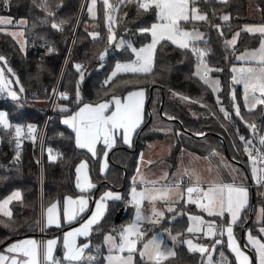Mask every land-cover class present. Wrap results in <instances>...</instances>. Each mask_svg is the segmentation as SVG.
I'll use <instances>...</instances> for the list:
<instances>
[{"label":"trees","instance_id":"obj_1","mask_svg":"<svg viewBox=\"0 0 264 264\" xmlns=\"http://www.w3.org/2000/svg\"><path fill=\"white\" fill-rule=\"evenodd\" d=\"M39 2L40 0H35V3L33 0H10V7H4L0 3V16H8L14 21L20 19L28 21L27 27L24 28L25 52L20 51V47L10 35L0 31V55L6 57L8 67H11L15 77L19 78V86L22 85L25 89L23 93H20L18 102L0 97V111L7 112L8 120L12 125H23L30 122L37 127L41 126L46 108L38 103L47 99L55 84L67 48L68 32L73 26L81 0H48L51 10L56 13V20L67 21L63 25V32L52 29L50 24L39 22L45 16L44 12L36 6ZM197 3L201 11L207 13L212 24L196 23L197 29L205 34L203 42L196 45L208 52L204 59L210 67L222 69V71L210 73L220 82L218 94L214 95L208 86L196 78L194 75L196 58L190 52L177 49L168 42L160 43L155 50L152 71L147 75L140 74L138 79L141 82L138 85H120L114 88L117 95H126L129 90H145L147 106L144 122L135 134L132 147L126 148L117 144L110 154V165L103 176L99 171L100 161L94 159L89 153L77 149L73 133L61 124V118L70 113H62L56 106L47 130L46 146L55 152L57 160L55 162L45 161L44 164L43 210H46L56 200L62 202L67 195L72 197L80 195L75 187V168L81 161H86L88 164V172L95 185L90 193L93 197L97 199L104 191L113 190L119 191L124 198L130 187V179L135 172L139 153L147 144L166 138L174 142L170 155L174 164L181 150L201 157L209 156L215 152L223 154L230 162H236L241 171L248 173L247 156L243 151L244 145L241 144L236 132L238 130L239 134L245 137L249 133L245 123L235 115L230 95L232 89L234 88L236 91V102L241 107L244 121L255 123L257 129H264V108L259 107L253 112L245 110L241 99V89L231 83V67L236 64L235 58L238 54L255 49L258 45V37L250 35L242 29L244 25L248 24H264V0H228L226 4H222L218 0H197ZM110 4L118 9L116 12L110 10V15L113 17L111 27L115 33L113 44L106 43L108 25L105 21L104 7L101 4L98 5L95 19L90 18L85 10L61 86L62 91L68 92L70 99L68 101L59 100L57 105H67L72 111L78 109V105L72 103L79 81V73L74 67L76 63L83 65L84 80L80 83L83 102L103 101L108 97L104 96L102 85L110 75L113 65L118 61H131L134 57L128 45L138 49L149 43V34H141L139 28L150 27L151 23L155 22L154 15L152 13L137 15L135 3L125 4L121 3V0H110ZM251 5L257 10L255 20L249 19ZM223 15H229L230 20L222 21L220 17ZM34 23L35 28H33ZM214 25H220L224 37L219 35ZM185 27L187 30H191L193 25L188 24ZM236 31H240L241 34L235 47L226 48L224 39H231ZM89 32H98L99 38L93 41L88 35ZM121 40H124L125 44L120 49H116L115 45ZM32 42L45 43L47 48L51 47L54 51L48 53L40 49L30 50L28 46ZM106 47L108 56L103 63H100L98 54ZM101 64H103L102 67ZM5 70L7 71V68ZM9 74L12 75V73ZM135 78L132 74H121L113 81V85L120 84L122 80ZM113 85H109V88H112ZM151 88H153L152 92H150ZM173 92L178 95L173 96ZM181 95L190 97V100H181L179 98ZM218 97L221 105L216 103ZM202 103L206 107H201ZM220 106L230 112V120L224 119L223 114L219 111ZM165 113L176 117V119L168 120ZM176 131L181 132L182 135L176 136L174 134ZM194 133H204L205 135L199 136ZM15 154V142L10 131H5L0 127V200L14 191H20L22 194V200L10 205L11 219L0 214V251L14 242L26 238H36L38 231L36 221H38L39 215V187L37 168L30 145H26L20 151V159L14 162ZM235 159L241 161H235ZM239 173L242 175L241 172ZM254 193L251 204L243 212L241 220L234 229L237 237L243 233V227L245 230L251 229L253 234L258 235L257 225L252 224L250 217H252V209L257 203L261 209H264V196L258 200L256 199L258 192L254 191ZM175 207L176 213L171 223L169 217H173V213L160 224L146 225L143 228V231L149 230L146 238L165 229L170 230L173 235L182 233L178 237V240L181 241L190 237L186 231L188 227L186 215L194 213L195 208L184 205L182 202ZM120 209H123V217L119 222H116L115 216ZM131 215L132 208L123 205L120 201L108 204L103 219L93 228L87 239L92 246L100 247L99 257L90 264H103L105 254L103 236L113 229L116 230L114 232L116 234L121 226L130 223ZM82 220L80 218L64 228L69 229L80 224ZM262 223H264V218H262L261 226ZM49 231H46V237H48ZM51 232L57 234L58 230ZM224 245L223 243V254L230 259L229 264H235L234 258ZM175 252L176 256L165 261L164 264H203L201 257L189 253L184 245L179 244L175 248Z\"/></svg>","mask_w":264,"mask_h":264},{"label":"snow or ice","instance_id":"obj_2","mask_svg":"<svg viewBox=\"0 0 264 264\" xmlns=\"http://www.w3.org/2000/svg\"><path fill=\"white\" fill-rule=\"evenodd\" d=\"M35 3V0H33ZM220 3L226 4L228 0H219ZM0 3L4 7H10V0H0ZM121 3L131 4L135 3L137 8V15H143L152 13L155 17V22L151 23L150 27H140L141 34L147 33L151 36V43L145 47L137 50L128 45L131 51L136 57L134 62L121 63L116 62L114 70L106 78L102 85L104 89V96L108 99L93 103H85L81 97L80 83L84 80V72L82 71L83 65L76 63L74 65L75 70L79 73V81L76 85L75 97L72 103L78 105V109L72 111L67 105H57L60 112L70 113L64 119L62 124L66 125L75 134V147L77 149H86L88 153H91L93 158L98 155L97 146L103 145L100 152L104 158V161L99 169L100 174L103 176L106 174L108 168L107 157L108 152L117 143V137H119L124 145L129 148L132 147V137L137 133L144 120V102H145V90H129L126 95H117L114 91L115 87L134 86L138 85L141 81L138 79L140 74L147 75L151 72L152 61L157 45L162 41L171 42L177 49L186 50L196 58V66L194 75L199 78L204 84L212 88L215 93L219 91L218 80H210L209 73L213 71H222L220 68L210 67L206 61L205 56L208 52L196 45V41H202L204 39V33L199 31L196 27L197 22H203L211 25L207 13L201 11L198 7L197 0H121ZM37 7L44 12V18L40 19L41 24H50L51 28L60 32L63 31V25L67 23L65 20H56V13L51 10L48 0H40ZM103 6L105 11V18L109 21L107 44L112 45L115 40V33L111 27L113 20L112 15L108 10L111 8L113 12L118 9L113 7L109 3V0H103ZM96 0H92L88 6V12L93 19L96 18ZM126 15V14H125ZM215 15V13H213ZM51 18V19H49ZM220 19L224 22L230 20L229 15H223ZM13 20L10 17L0 16V25H12ZM192 24L191 30L186 29V25ZM28 21L20 19L17 23V27L26 28ZM35 23L33 28H35ZM219 35L224 37V32L221 30L220 25H214ZM242 31L249 34L259 33V48L254 49L251 52H246L242 56L238 57L240 60H246L251 66L249 67H232L233 73L232 84H240L243 86V102L244 108L248 112H252L256 109L257 105H264V24L258 26L244 25ZM18 44H20V51L25 52L26 41L23 39L25 36L24 31L8 32ZM240 31H236L232 35L231 39H224L225 47H235L237 39L240 36ZM93 41L99 38L98 32H89ZM125 44L124 40H121L115 45L116 49H120ZM54 49L49 47L48 53L53 52ZM108 56V48L98 54V60L103 62ZM103 64H101V67ZM5 68L9 73L15 76L11 67H8L7 60L4 55H0V91H4L8 83L11 81L5 80ZM121 74H132L135 79H126L120 81V84L113 85V81ZM16 84H20L19 78L16 79ZM109 85H113L109 88ZM24 87L21 85L19 92L23 93ZM53 93L56 90L53 89ZM8 95L13 101L19 100V95L16 91L8 90ZM178 94L173 92V96ZM232 107L235 111L236 117H239L246 127L253 133V136L257 134V126L255 123H248L244 121V117L241 115V107L236 102L237 95L233 88L231 91ZM181 100H190V97L179 96ZM59 99L68 101L70 99L67 91L59 92ZM217 105H221L219 97L216 100ZM201 107H206L205 104H201ZM219 111L223 114L225 120L231 119V114L223 106L219 107ZM168 120H174L176 117L170 116L165 113ZM0 127L5 131L9 129L15 130V146L16 154L14 162L20 159L21 142L20 137L23 134V129L20 125H12L8 120L7 112L0 111ZM36 127L34 125H28V135L35 141ZM176 136L182 135L181 132L176 131ZM194 135L203 136L204 133H194ZM236 135L243 147V151L247 154L249 161L252 164L251 178L259 187H264V167H257V159L253 156V151L250 150L249 145L252 144L250 139H246L245 136L240 135L237 130ZM260 145L264 146V136L259 139ZM49 162H55L57 156L53 155L51 148L47 149ZM143 153L140 155V162H143ZM258 159L261 163H264V155H258ZM39 163V161H37ZM149 164L152 161L148 162ZM88 164L86 161H81L76 166V189L82 194L78 198H73L67 195L63 198V201L56 200L51 203L46 209V223L42 224V230L45 227L55 226L61 228L62 223L71 224L77 220L78 216L82 217V214L90 211V215L86 218L82 217L83 222L79 227L73 228L71 231L64 232L63 234V262L66 264H81L84 259L85 249L90 245L85 243L83 245H77L76 239L78 237L88 238L93 230V226L98 225L101 219L104 217L107 211L108 201L117 202L121 201L126 205H130L135 210L134 220L123 226L117 235L119 236V242L116 240V235L108 233L104 237V242L108 246L109 254L104 257L106 264H164L170 257H175L176 252L174 250L163 247V240L158 236H153L150 240L143 243L142 248H138V244L141 242L145 233L141 230L142 224L147 222L153 226L160 224L165 217V211L157 208V203L162 202L166 207L168 213H173V218L176 213V205L183 202L184 204H194L203 213H206L208 217L218 218L206 221L202 216L189 215V225L186 229L188 233H203L205 239L213 241L212 248L214 250L215 245H221L224 243V236H227V246L231 252L235 255L236 264H253L249 256L241 250V246L237 242L233 228L238 221L241 220V213L247 207L249 200V189L244 183H222V182H209L207 187L203 186L201 177L195 172L189 173L185 170L183 175H188L190 180L193 181L190 186L186 188L182 187L181 181H174L172 183L167 182L168 173H163L159 179H146L140 174V163L137 164L136 172L139 176L138 187L137 177L132 178V184L127 198H122L120 193L106 191L100 198L94 201V210L89 209V200L83 195L93 189L95 185L91 182L88 175ZM165 181V183H161ZM13 200H22V194L20 191H14L5 200L0 201V214L11 219L12 213L7 210L8 204ZM145 202L151 206V214L144 212ZM264 218V209H261V217ZM36 223L41 224L38 220ZM7 226V225H6ZM116 230L113 229V232ZM168 235L173 242H176L178 237L182 233L172 235L170 230ZM248 244L255 250L256 258L255 264H264V240L254 236L251 230H247ZM259 233L264 236V223L259 228ZM59 238H53L46 241L43 246V259L47 264H62L61 261H57L54 256V250L58 244ZM188 246L189 252H198L203 257L205 253H209V247L201 244H194L191 239L184 241ZM41 245L35 240H22L16 243L7 245L3 251H0V264H38V256L40 255ZM137 254L139 261H137ZM223 257V253H221ZM18 257H27V259H18ZM89 260H94L95 257H88ZM209 264H211V258L209 256Z\"/></svg>","mask_w":264,"mask_h":264},{"label":"rangeland","instance_id":"obj_3","mask_svg":"<svg viewBox=\"0 0 264 264\" xmlns=\"http://www.w3.org/2000/svg\"><path fill=\"white\" fill-rule=\"evenodd\" d=\"M219 1V0H218ZM91 2H92V0H88V3H87V8H86V12H87V14H88V16L90 15L89 14V12H88V6L91 4ZM109 3H110V0H109ZM101 4H102V6H103V0H101ZM97 5V4H96ZM104 7V6H103ZM251 9H250V11H249V15H250V17H249V19H251V20H255V18L257 17V10H256V8L254 7V6H252L251 5ZM110 10H111V8L108 10V12H109V14H110ZM95 12H97L96 11V8H95ZM97 14V13H96ZM91 16V15H90ZM3 17H8V16H5V15H3ZM92 17V16H91ZM13 20V19H12ZM18 21L19 20H17V21H14L13 20V24L12 25H0V31L1 32H4V33H8V32H17V31H24V28H19V27H17L16 25H17V23H18ZM105 21L106 22H108L106 19H105ZM249 26H258V25H260V24H248ZM108 27H109V24H108ZM249 34V33H248ZM250 35H255V36H257L258 37V41H259V33H256V34H250ZM11 36V35H10ZM150 36V35H149ZM12 37V36H11ZM107 38H108V35H107ZM25 41H26V39H25V37L23 38ZM15 42H16V40H15ZM162 42H168V41H162ZM161 42V43H162ZM203 42V40L202 41H196L195 43L196 44H199V43H202ZM17 43V42H16ZM151 43V36H150V41H149V43L148 44H150ZM168 43H170L171 44V42H168ZM18 44V43H17ZM148 44H146V45H148ZM145 45V46H146ZM159 45V44H158ZM157 45V46H158ZM172 45V44H171ZM18 46L20 47V44H18ZM145 46H143V47H145ZM174 47H175V45H173ZM140 48H142V47H140ZM140 48H138L137 50H139ZM259 48V42H258V45H257V47L255 48V49H258ZM25 50H26V44H25ZM252 50H254V49H252ZM252 50H246V51H244V52H242V53H240V54H238L237 56H236V64H234L232 67H236V68H240V67H249V66H251L250 64H249V62L248 61H246V60H240V59H238V57H240V56H242L243 54H245L246 52H251ZM133 53V52H132ZM134 55V54H133ZM154 55H155V53H154ZM136 60V57H135V55H134V57H133V59L131 60V61H125V62H121V63H130V62H134ZM116 64V63H115ZM115 64L113 65V67H112V71L114 70V68H115ZM153 64H154V56H153V61H152V69H153ZM232 67H231V69H232ZM152 69H151V71H152ZM111 71V72H112ZM111 74V73H110ZM142 75H144V74H142ZM232 77H233V73H232V71H231V83H232ZM196 78L199 80V78L196 76ZM16 77L15 76H13V75H11V74H9L6 70H5V80L6 81H11V83H8L7 84V86H6V89L3 91L4 92V94L5 95H7L8 96V98L10 99V100H12L11 98H10V96L8 95V90L10 89V90H13V91H16L17 92V94L19 95V100H20V92H19V88H20V86L18 85V84H16ZM209 79L210 80H218L217 78H215V77H213L210 73H209ZM202 82V81H201ZM203 83V82H202ZM204 84V83H203ZM206 85V84H205ZM233 85V84H232ZM207 86V85H206ZM235 86H238L241 90H240V92H241V99H242V103H243V106H244V102H243V86L242 85H240V84H236ZM210 88V90H211V92L214 94V95H217L218 94V92L219 91H217V92H213L212 91V88L211 87H209ZM220 88V87H219ZM18 100V101H19ZM38 105H41V106H43V107H46V103L45 102H39L38 103ZM146 106H147V96H146V92H145V102H144V114H145V111H146ZM259 107H261V108H264V105H257V107H256V109H254L253 111H256ZM245 110L248 112V110L245 108ZM252 111V112H253ZM66 116H64L63 118H61V121H62V119H64ZM143 122H144V120H143ZM61 124H62V122H61ZM143 124V123H142ZM64 127L66 126V125H64V124H62ZM142 126V125H141ZM138 130V129H137ZM257 134L255 135V136H253V133L248 129V136H246L245 138L246 139H250L251 141H252V144L251 145H249V148H250V150H254L253 151V156H254V158H256V156L258 155V151L259 150H261V151H263V153H264V146H262V145H260V143H259V139H260V137L261 136H264V129H257ZM136 134V133H135ZM135 134L133 135V137H132V145H133V141H134V137H135ZM117 144H121L122 146H124V147H126V148H129L127 145H124L123 144V142H122V140L119 138V137H117V143L115 144V146L113 147V150L115 149V147L117 146ZM173 144H174V142L171 140V139H168V138H166L165 140H162V141H159V142H155V143H151V144H147L146 145V148H144L140 153H139V155H138V159H137V162H136V167H137V164L138 163H140V174L141 175H144V172H145V170L148 168L147 166H149L150 164L148 163L149 161H152V163L153 162H155L156 160H159V164H158V167L161 169L162 167H163V165H165L166 164V160H168V157H169V155H170V153L172 152V150H173ZM101 148H103V145H98L97 146V152H98V155H97V157L96 158H94V159H98L100 162L103 160L104 161V158H103V156H102V154H101V152H100V149ZM111 152H112V150H110L109 152H108V157H107V163H108V167H109V165H110V160H109V157H110V154H111ZM141 153H143V157H144V159H143V162L141 163L140 162V155H141ZM210 158L208 159H201V158H198V157H196V156H194V155H191V154H188V153H185L184 154V152H183V154H181L180 156H179V159H178V165H179V169L173 174V176H172V180H174V181H177V180H179L180 178H182L183 176H187L188 178H189V176L188 175H183L184 174V172H185V170H188V172L189 173H192V172H195L196 174H198L199 176H201V171H203V172H206L207 171V173H210L211 171H209L208 170V166L206 165V166H203V164H201V162L203 163V162H206V163H212V165L210 166L211 167V169H214V170H216L218 173V175H217V180H219V182L222 180V181H224V182H227V181H229L228 179H233L232 177H231V170L233 169L234 171H235V174H233V176H234V180L236 181V180H239V181H241V182H243V183H247V184H249V181H251L252 183L250 184V187H252L251 188V190H252V192L254 193V191H257L258 193H256V199H260L261 197H263L264 196V187H259L257 184H256V182L255 181H253L252 180V178H251V168H252V164H251V162L249 161V159H248V156H247V154H246V156H247V167H248V173L246 172V173H244V171H241V169H239V167H237L238 165H236L237 163L236 162H230L225 156H223V154L221 155V154H217V156H216V154H214V153H211L210 155ZM165 158H167V159H165ZM169 160H171V159H169ZM241 161L240 159H235V161ZM195 162V163H194ZM198 163V164H197ZM231 163V164H230ZM80 164V163H79ZM78 164V165H79ZM77 165V166H78ZM160 165V166H159ZM136 167H135V172H134V174H133V176H132V178L134 177V176H136L137 177V180H139V176L137 175V172H136ZM257 167L258 168H260V167H264V163L262 164V166H259L258 165V163H257ZM207 169V170H206ZM237 170H240L239 172H241V176L240 177H238V174H237ZM87 171H88V169H87ZM89 173V172H88ZM89 175V174H88ZM90 176V175H89ZM181 176V177H180ZM75 177H76V173H75ZM132 178L130 179V184H132ZM91 179V178H90ZM190 180V179H189ZM243 180V181H242ZM173 181V182H174ZM190 181H192V180H190ZM75 182H76V179H75ZM92 182V181H91ZM161 183H163L162 181H161ZM168 183H172V182H168ZM94 189V188H93ZM93 189H91V192L93 191ZM78 192H79V190L78 189H76ZM106 191H110V190H106ZM106 191H104V192H106ZM103 192V193H104ZM80 193V192H79ZM261 193H262V195H261ZM251 191L249 190V200H248V205H247V207L242 211V213H241V218H242V215H243V212L249 207V205L251 204V201H252V197H251ZM255 194V193H254ZM80 195H82L81 193H80ZM79 195V196H80ZM88 200H90V202H92L93 201V196L90 194V192H87V193H84L83 194ZM102 195V194H101ZM100 195V196H101ZM79 196H77V197H79ZM100 196H99V198H100ZM7 198V197H6ZM5 198V199H6ZM73 198H75V197H73ZM5 199H3V200H5ZM3 200H0V201H3ZM18 200H13L12 202H17ZM11 202V203H12ZM90 202H89V207H90ZM121 202V201H120ZM11 203L10 204H8V206H7V210H9L10 211V205H11ZM183 203V202H182ZM122 204L123 205H125V206H130V205H126L125 203H123L122 202ZM184 204V203H183ZM184 205H186V204H184ZM187 205H190V206H193L194 208H195V212L194 213H187V220H188V216L189 215H199V216H202L206 221H209V220H213L214 218L213 217H208L207 215H206V213H203V212H201L197 207H196V205H194V204H187ZM94 208H95V206L93 207V210H94ZM157 208H159L160 210H164L165 211V215L168 213L167 211H166V207L163 205V203L162 202H158L157 203ZM144 212L145 213H147V214H151V206L150 205H148V203L146 202L145 203V205H144ZM89 212V211H88ZM88 212H86V213H84V214H82V217H86L85 215L86 214H88ZM178 215H180V213H177ZM81 216H80V218H82ZM261 217V207L258 205V203L254 206V208L252 209V217H250V218H252V224L253 225H257L256 227H257V231H258V235H255V234H253L254 236H256V237H258V238H260V239H262V240H264V236H261V234L259 233V228L261 227V221H262V218L261 219H258V218H260ZM134 218H135V210H133V217H132V220H134ZM165 218V217H164ZM216 219H218V218H216ZM79 220V219H78ZM163 221H165V219H163L161 222H163ZM160 222V223H161ZM239 222V221H238ZM237 222V223H238ZM189 220H188V225H189ZM218 223H220V221H218ZM143 224H145V225H151V224H149V223H147V222H144ZM127 224H124L123 226H126ZM237 225V224H236ZM236 225L234 226V228H233V231H234V236H235V238H236V240H237V242L239 243V245L241 246V250L243 251V252H245V254H247L248 256H249V258H250V260H252V262H253V264H255V258H256V254H255V250L251 247V245H249L248 244V241H247V235H248V232H247V230H251V229H247V230H245V227H243L242 228V231H243V233H241L240 235H239V237H237V235H236V233H235V227H236ZM123 226H121L120 227V229L123 227ZM119 229V230H120ZM119 230L117 231V233L119 232ZM166 230H168V229H165V230H163V231H159V232H156V233H154V234H151L148 238H146L145 236H147V233H148V229H147V231H143V227H142V231L145 233V235L143 236V238H142V240H141V242L138 244V248H142V246H143V243L144 242H147L148 240H150L154 235L155 236H158V238H160L161 240H163V242H164V244H163V247H165V248H167V249H170V250H174L175 251V248L177 247V246H179V244H181V245H184V247L186 248V250L188 251V246H187V244L184 242L185 240H187V239H191L192 241H193V243L194 244H201V245H205V246H208L209 247V253H205V255L202 257L201 255H200V253H198V252H189V253H194V254H197V255H199L200 257H201V259H202V261H203V264H209V256H210V258H211V264H229V262H230V259L227 257V256H225L224 254H223V257L221 256V253H223L222 252V250H223V244H221V245H215V248H214V250H213V248H212V244H213V241L212 240H210V239H205L204 238V236H203V233H195V234H192V233H188L189 235H190V237H187V238H185V239H183L182 241L181 240H178L177 239V241L176 242H173L172 240H171V238H170V236L168 235V231H166ZM113 231H110V232H108V233H112ZM252 232V231H251ZM117 233L115 234L114 232H113V235H116V240H117V242H119V236L117 235ZM107 233H105V235H106ZM105 235L103 236V237H105ZM173 235V234H172ZM49 239H51V238H46V241L47 240H49ZM223 240H224V246H225V249H227L228 251H229V253L231 254V256L234 258V261H235V264H236V258H235V255L231 252V250L228 248V246H227V236L225 235L224 236V238H223ZM46 241H45V244H46ZM104 242V241H103ZM44 244V245H45ZM104 248L106 247V250H107V245L105 244V242H104ZM170 258H172V257H170ZM169 258V259H170ZM136 259H138V261H139V256H138V254H137V257H136ZM96 260V259H95ZM94 260V261H95ZM93 261V262H94ZM46 262V261H45ZM92 262V263H93ZM105 264V263H104Z\"/></svg>","mask_w":264,"mask_h":264},{"label":"crops","instance_id":"obj_4","mask_svg":"<svg viewBox=\"0 0 264 264\" xmlns=\"http://www.w3.org/2000/svg\"><path fill=\"white\" fill-rule=\"evenodd\" d=\"M96 11L98 10V5L99 4H101V0H96ZM102 5V4H101ZM97 13V12H96ZM89 17L90 18H92L90 15H89ZM107 23V25H108V23H109V21L108 22H106ZM204 40V39H203ZM66 128H68L67 126H65ZM69 129V128H68ZM70 131H71V129H69ZM72 132V131H71ZM73 133V132H72ZM73 135H74V143H75V134L73 133ZM169 139V138H168ZM163 140H165V139H163ZM160 141H162V140H160ZM173 141V140H172ZM155 142H159V141H155ZM155 142H151V143H155ZM151 143H149V144H151ZM102 145V144H101ZM100 145V146H101ZM173 146H174V144H173ZM146 148V147H145ZM79 150H82V151H85V152H87V150L86 149H79ZM112 151H113V148L111 149ZM183 152H184V154L185 153H188V154H191V155H194V156H196V157H198V158H201V159H209L210 158V156H206V157H201V156H198V155H196V154H193V153H190V152H187V151H185V150H181L179 153H178V155H177V157H176V163L174 164L173 162H172V160H169L170 159V155H171V153H170V155H169V157H168V160H166L165 162H166V164L165 165H163V167L160 169L159 167H158V164L160 163L159 162V160H156L155 162H153V163H151L149 166H147L148 168L145 170V172H144V177L146 178V179H159L162 175H163V173H168V176H167V182H173L174 180H172V176H173V174L179 169L178 167H179V165H178V159H179V156L181 155V154H183ZM88 153V152H87ZM90 155H91V153H89ZM214 154H216V156H217V153H215L214 152ZM165 159H167V158H165ZM102 163H103V160L100 162V165H99V169H100V167H101V165H102ZM195 163V162H194ZM198 164V163H197ZM201 164H203V166H208V170L209 171H211L210 173H207V171L206 172H203V171H201V180H202V182H203V186L204 187H207V184L209 183V182H219V180H217V171L216 170H214V169H211V165H212V163H206V162H201ZM231 164V163H230ZM160 166V165H159ZM76 169V168H75ZM108 170V168L106 169V171ZM207 170V169H206ZM75 173H76V171H75ZM89 174V173H88ZM233 174H235V171L232 169L231 170V177L233 178V179H228L229 181H227V182H224V181H220V182H222V183H236V184H240V183H243V182H241V181H239V180H234V176H233ZM237 174H238V177H240L241 175H240V173L237 171ZM90 177V176H89ZM181 177V176H180ZM75 179H76V177H75ZM190 178H188L187 176H183L182 178H180L179 180H177V181H181V183H182V187H184V188H186L187 186H190L191 185V183H193V181H190L189 180ZM243 181V180H242ZM163 183H165V181H162ZM137 183H138V187H142V186H140L139 185V180H137ZM252 182L251 181H249V184H247V183H244L247 187H248V189L251 191V196H252V190H251V188L252 187H250V184H251ZM75 184H76V182H75ZM130 186H131V184H130ZM110 191H112V192H116V193H120L119 191H113V190H110ZM130 191V187H129V189H128V191L126 192V194L124 195V198L126 199L127 198V196H128V192ZM89 192L91 193V190H89ZM121 194V193H120ZM11 195V194H10ZM122 195V194H121ZM8 197V196H7ZM75 198H78V197H75ZM74 198V199H75ZM123 198V197H122ZM5 199V198H4ZM99 198H97L96 199V197H93V201L92 202H90V200H89V202H90V207H89V209L90 210H93V207L95 206V204H94V201H96V200H98ZM15 201V200H14ZM19 201V200H18ZM117 202H119V201H117ZM13 203V202H12ZM11 203V204H12ZM108 204L109 203H113L112 201H108L107 202ZM146 203V202H145ZM130 208H132L131 206H129ZM133 208H132V215H131V221H130V223L133 221L132 220V217H133ZM106 213V212H105ZM171 213H167L166 215H165V218L164 219H166L169 215H170ZM2 215V214H1ZM88 215H90V211L88 212V214H87V216ZM2 216H4V215H2ZM86 216V217H87ZM4 217H6V216H4ZM85 217V218H86ZM78 219H80V216H78L77 217V220ZM103 219V218H102ZM101 219V220H102ZM76 220V221H77ZM174 220V218L173 217H169V222L171 223L172 221ZM76 221H73L71 224H64V223H62V227L61 228H56L55 226H52V227H45V231H47V230H50L49 231V234H48V237H45V239H44V241H43V244H41L40 242H39V240L37 239V237L36 238H26V239H23V240H35L38 244H40L41 245V251H40V255L38 256V264H47V262H45V260L43 259V246H44V244H45V241H46V238H51V239H53V238H59L58 239V244H57V246H56V248H55V250H54V253H53V256H54V258L57 260V261H61L62 262V264H66V262H63V254H64V249H63V234H64V232H67V231H71L73 228H77V227H79L80 226V224L83 222V220H82V222L80 223V224H78V225H75V226H73V227H71V228H69V229H65L64 227H66V226H69V225H72L73 223H75ZM219 221V220H218ZM43 223H46V210H44V213H43ZM96 226V225H95ZM95 226H93V228L95 227ZM146 225L145 224H142V227L144 228ZM142 227H141V230H142ZM52 230H58V232H57V234H53V232H51ZM107 234H108V232H107ZM112 234H113V232H112ZM90 237V236H89ZM88 237V238H89ZM88 238H85V237H78L77 239H76V243H77V245H83V244H85V243H88L89 245H90V247L89 248H87V249H85V255H84V259L81 261V264H90V263H92L95 259H97L98 257H99V252H100V247L99 246H92L91 245V243L89 242V241H87V239ZM20 241H22V240H20ZM103 241H104V238H103ZM18 242V241H17ZM14 243H16V242H14ZM103 245H104V242H103ZM105 246V245H104ZM109 254V250H108V247H107V250H106V247H105V254H104V256H103V264L105 263L106 264V261H105V259H104V257H106L107 255ZM95 257V259L94 260H89L88 259V257ZM18 259H27V257H18Z\"/></svg>","mask_w":264,"mask_h":264},{"label":"built area","instance_id":"obj_5","mask_svg":"<svg viewBox=\"0 0 264 264\" xmlns=\"http://www.w3.org/2000/svg\"><path fill=\"white\" fill-rule=\"evenodd\" d=\"M87 3H88V0H81L75 21L73 23V26L70 29V31L68 32L69 40H68L67 48L65 51V55H64L63 60H62V64H61L59 74L56 78L54 86L52 87L51 91L48 94L47 99L43 101L46 103V107H45L46 112H45L44 120H43L41 126L37 127L36 125H34L33 123H30V122L25 123L23 125H20L23 129V134L20 137V142H21L20 151H22L26 145H30L31 154H32L35 166L37 168V178H38V187H39V203H38L39 215H38V220L41 221V224H38L37 239L39 240V242L41 244H43V241L46 237L45 228H43V230H42L43 213H44L43 205H42V178H43V169H44L45 161H49L48 160L49 154L47 152L48 147L46 146V135H47V130H48L50 121H51L52 116L54 114V111L56 109L57 103L60 100L59 99V92L62 91L61 86L63 83L64 72H65V69L67 67V63H68V60H69V57L71 54V50H72L77 31L79 29V26H80V23H81V20L83 17V14L87 8ZM61 32H63V31H61ZM106 43H107V41H106ZM28 48L30 50L31 49H40L41 51H44V52H47V49H48L45 43H35V42L30 43ZM100 63H103V62L100 61ZM53 89L56 90L55 94L53 93ZM0 97H3L4 99L8 98V96L5 95L3 91H0ZM15 102H18V101H15ZM29 124L34 125L36 127V131H35V133H33V135L35 136V141H33L28 135V125ZM9 131H10L11 137L14 139V142H15V130H14V128L9 129ZM15 148H16V146H15ZM53 155L56 156L55 152H53ZM258 155H264L263 151L259 150ZM258 155L256 156L257 163L259 166H262L263 163H261L259 161ZM37 161H39V163Z\"/></svg>","mask_w":264,"mask_h":264},{"label":"water","instance_id":"obj_6","mask_svg":"<svg viewBox=\"0 0 264 264\" xmlns=\"http://www.w3.org/2000/svg\"><path fill=\"white\" fill-rule=\"evenodd\" d=\"M6 9V8H5ZM153 88L150 89V92H152ZM252 198H254V193L252 192ZM123 217V209H120L118 213L115 216V221L119 222L120 219Z\"/></svg>","mask_w":264,"mask_h":264}]
</instances>
